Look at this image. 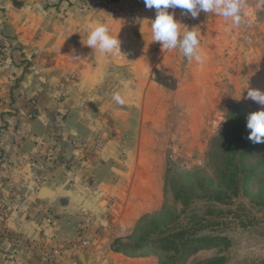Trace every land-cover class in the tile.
Instances as JSON below:
<instances>
[{
    "label": "crops",
    "instance_id": "crops-1",
    "mask_svg": "<svg viewBox=\"0 0 264 264\" xmlns=\"http://www.w3.org/2000/svg\"><path fill=\"white\" fill-rule=\"evenodd\" d=\"M168 11L182 30L196 28L203 64L153 40L156 9L143 0H0V151L10 163L0 161V218L21 237L0 239V264H160L113 245L165 203L167 99L187 100L193 127V114L217 96L216 80L242 91L250 75L247 90L264 88L242 55L244 45L253 50L254 27ZM99 23L120 39L119 57L86 45ZM157 70L177 86L164 89ZM127 88L132 95L116 104L113 94ZM80 239L87 244L73 245Z\"/></svg>",
    "mask_w": 264,
    "mask_h": 264
},
{
    "label": "rangeland",
    "instance_id": "rangeland-1",
    "mask_svg": "<svg viewBox=\"0 0 264 264\" xmlns=\"http://www.w3.org/2000/svg\"><path fill=\"white\" fill-rule=\"evenodd\" d=\"M258 2L259 0H252L251 3L256 19L249 23L245 18L240 24L241 27L244 25L254 27L251 38L256 36L252 45L253 50L249 49V45H244L242 55L247 62L252 61L249 62L251 68H256L258 73H263L264 76V7H256ZM238 37L249 41L250 33L243 30ZM210 68L213 69V75L218 77L222 66L219 67L216 61ZM154 78L166 90L174 89L178 84V79L167 72L157 70ZM216 81L220 86L219 91L216 89L217 96L208 100V104L204 101V114H193V127L189 122L191 116L185 112V106L189 105L187 100L167 99V105L171 102L174 109L173 114L168 117L169 127L163 131L167 141L165 203L159 212H155L158 214L155 220L171 227L177 222H187L191 215L197 214L201 218L200 222L206 225L204 230L206 233L230 236L228 247L221 245L201 249L190 255L182 264H198L217 256H224L225 264H264V211L260 210L249 196L241 195L231 204L222 205L208 200L201 189L202 185L208 182H213L214 186L218 185L216 140L221 137L218 135L219 130L230 114L237 112L242 114V117L249 116L264 108L247 97L246 87L251 84L249 81H246L247 86H242V91L233 83ZM259 90L264 91V88ZM197 104H200V101L195 99V108ZM258 144L264 147V143ZM259 158L264 160V150ZM262 163L260 167L262 175L254 185L255 190H264V162ZM189 186H192L193 190L185 193L184 190ZM167 256L165 252L160 254L158 257L160 264L166 263Z\"/></svg>",
    "mask_w": 264,
    "mask_h": 264
},
{
    "label": "trees",
    "instance_id": "trees-1",
    "mask_svg": "<svg viewBox=\"0 0 264 264\" xmlns=\"http://www.w3.org/2000/svg\"><path fill=\"white\" fill-rule=\"evenodd\" d=\"M248 117L233 112L219 130L221 137L216 140L218 151L215 160L218 185L208 182L201 189L208 200L222 205L231 204L241 195L249 196L264 211V190L254 189L262 175L260 167L264 160L259 155L264 147L248 138L251 132L247 128ZM191 190L193 187L189 186L184 192ZM157 216V213L144 215L131 235L115 241L114 250L130 256L152 254L160 257L165 252L167 260L161 264H182L201 249L230 245L231 238L227 234L206 233V225L200 222L197 214L191 215L187 222H177L171 227L158 223L155 220ZM224 258L217 256L198 264H225Z\"/></svg>",
    "mask_w": 264,
    "mask_h": 264
},
{
    "label": "clouds",
    "instance_id": "clouds-1",
    "mask_svg": "<svg viewBox=\"0 0 264 264\" xmlns=\"http://www.w3.org/2000/svg\"><path fill=\"white\" fill-rule=\"evenodd\" d=\"M146 8L156 9V18L151 22L153 40L160 42L163 49H179L189 62L203 64L205 57L200 51V40L196 28L189 29L176 20L175 13L168 9H183L193 18L201 12L215 14L239 26L247 18L251 23L256 19L254 8L248 0H143ZM256 7H264V0H259ZM86 45L106 55L121 54V41L113 34L106 23H99L88 28ZM78 59V57L76 58ZM118 62L123 63V60ZM132 89L127 88L113 94V100L118 105H124ZM247 97L264 106V91L248 89ZM247 128L251 130L249 139L253 143H264V108L249 115Z\"/></svg>",
    "mask_w": 264,
    "mask_h": 264
},
{
    "label": "built area",
    "instance_id": "built-area-1",
    "mask_svg": "<svg viewBox=\"0 0 264 264\" xmlns=\"http://www.w3.org/2000/svg\"><path fill=\"white\" fill-rule=\"evenodd\" d=\"M0 161L3 162L6 166V168H8L9 166V162H8V154L6 151H0ZM4 215V214H3ZM3 215H1L0 218V239L1 238H8V239H13L15 242H19L21 240V237L15 233H13L7 226L6 222L4 221ZM87 244L86 240L80 239L77 242L73 243V245L78 246V245H85ZM29 247L33 248L35 246V244L33 243H28ZM64 248H59V249H55V252H60L61 250H63Z\"/></svg>",
    "mask_w": 264,
    "mask_h": 264
},
{
    "label": "water",
    "instance_id": "water-1",
    "mask_svg": "<svg viewBox=\"0 0 264 264\" xmlns=\"http://www.w3.org/2000/svg\"><path fill=\"white\" fill-rule=\"evenodd\" d=\"M52 194V192H51V190H49L48 188H43L42 189V195L43 196H46V195H51Z\"/></svg>",
    "mask_w": 264,
    "mask_h": 264
}]
</instances>
